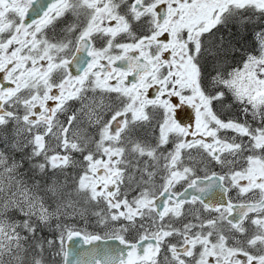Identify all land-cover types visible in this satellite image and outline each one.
I'll list each match as a JSON object with an SVG mask.
<instances>
[{
    "label": "snow or ice",
    "instance_id": "6c2138e0",
    "mask_svg": "<svg viewBox=\"0 0 264 264\" xmlns=\"http://www.w3.org/2000/svg\"><path fill=\"white\" fill-rule=\"evenodd\" d=\"M0 264H264V0H0Z\"/></svg>",
    "mask_w": 264,
    "mask_h": 264
},
{
    "label": "water",
    "instance_id": "95a60500",
    "mask_svg": "<svg viewBox=\"0 0 264 264\" xmlns=\"http://www.w3.org/2000/svg\"><path fill=\"white\" fill-rule=\"evenodd\" d=\"M89 246H84V250L86 251L88 249Z\"/></svg>",
    "mask_w": 264,
    "mask_h": 264
}]
</instances>
